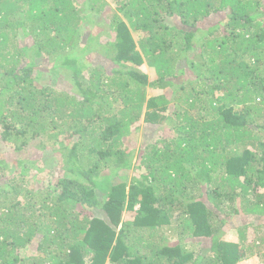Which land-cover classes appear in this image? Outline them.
Returning <instances> with one entry per match:
<instances>
[{"label": "trees", "instance_id": "16d2710c", "mask_svg": "<svg viewBox=\"0 0 264 264\" xmlns=\"http://www.w3.org/2000/svg\"><path fill=\"white\" fill-rule=\"evenodd\" d=\"M43 57L72 73L69 93L40 82ZM141 118L159 138L126 149ZM0 153V264L264 261V0H0ZM214 195L241 210L219 219Z\"/></svg>", "mask_w": 264, "mask_h": 264}, {"label": "rangeland", "instance_id": "374dc122", "mask_svg": "<svg viewBox=\"0 0 264 264\" xmlns=\"http://www.w3.org/2000/svg\"><path fill=\"white\" fill-rule=\"evenodd\" d=\"M108 8H109V11H108V14L106 17H109L111 15H113L115 13V6L108 2ZM111 14V15H110ZM103 17L105 18V15L103 14ZM105 20V19H103ZM99 28H104V25H101ZM81 39L79 42H77L76 46L78 48H82L83 47V32H81ZM22 41H20L21 45H32L33 42H32V39L30 37H26V38H21ZM105 40V39H104ZM103 40V41H104ZM71 51V49H66L65 53H69ZM76 51V49H75ZM100 52H95V53H88L86 54L83 59V56H80V57H77L76 54H72V55H75L77 58H78V63L80 64H83V63H89L91 61V59L96 56V54H100ZM43 60H41L40 62H36V66H37V71L41 73V76H39V79L41 80L40 82L41 83H45L47 84V86H49V88L51 90H56L58 92H64V93H69L71 90H72V85H73V82H72V73H69V71H67V68H65L64 66H61V63L62 61H56V59H47L45 57L42 58ZM26 58L23 60L22 59V65H24L26 63ZM56 65V66H55ZM114 67L113 64H111L110 62L106 61V68L110 69ZM142 71H144L145 73L148 74V77L149 79H152L151 77V74L149 72V69L148 67L146 66V64H142L141 65V68H140ZM85 73V72H84ZM79 81H81L83 83V79H79ZM74 90V89H73ZM161 91L159 90V93ZM166 92V91H165ZM168 93V92H167ZM73 95L75 93H72ZM152 92L151 91H148L147 92V95H146V99H148L150 96H151ZM178 96H174L173 98L177 99ZM78 100H80L78 97H77ZM171 101L173 102H177L180 100H172ZM144 108H143V114H144ZM71 117L69 118H65V121L68 120V124L66 125V127L63 129L66 131V129L68 128L67 126L68 125H71L69 123V120ZM139 129L138 131H134V133L130 134L129 136H125V138L123 139L122 142H124V146L126 147V149H129V150H136L137 148L141 147L142 145L144 146V138H149L151 139V141H155L159 138V134L158 133H155L153 134V136H150L148 137L146 132L143 130V123H142V118L140 119L139 121ZM133 130V127L132 129ZM74 139H77V137L73 138L72 141ZM143 142V143H142ZM145 142H150V141H145ZM145 147V146H144ZM84 149V148H83ZM85 150V149H84ZM29 150L25 151V153H28ZM19 155V159L20 160L21 158H24L23 156V152L18 154ZM52 154H49V157L48 156H45L44 159L46 157H48V163L50 161V158H51ZM8 156H3L1 155L0 153V160H7ZM14 158V157H13ZM12 160V159H11ZM42 165V164H41ZM132 168L129 169L128 171L126 170L125 172V175H126V182L129 183L131 182L132 180H134L135 178L138 179L140 177V175L138 174V169H137V164H136V159L133 158L132 160ZM137 166V167H136ZM19 166H13L11 167V171H9L8 175H12L13 172L16 170V169H19L18 168ZM34 170V169H33ZM57 171V170H56ZM34 172V171H33ZM15 173V172H14ZM141 173H144L143 170H141ZM30 175V176H29ZM53 178L50 176V174H45L44 172L43 173H39V174H36L35 175V172L34 173H28V176H27V180H29L30 183H32V185H35V187H37V189H45L46 186L48 185V183L52 180ZM42 186V187H41ZM212 196V195H211ZM216 195H214L212 197V205L210 207H213V209L216 211L217 215L219 216L218 218L219 219H222L223 216L225 217L226 215L227 216H231V212L232 210L234 209H237V210H241V199H233L232 201H219L218 202V205L217 203H214V202H217L215 198ZM40 199V198H39ZM202 201H207L206 198H203ZM40 202V201H39ZM38 202V203H39ZM54 202V201H53ZM52 201H48V204L50 203V206H52ZM40 206V204H38ZM85 210V214L83 215H86L88 213V210L87 209H84ZM48 211L46 210L45 213H47ZM244 213V211H242ZM44 213V214H45ZM91 215V212L88 216ZM249 214H241V215H237L235 217H231L230 219L233 221L230 220V223L229 225H226L224 227V230L222 228V231L225 233V239L229 240V241H232V242H236L238 240V234L236 232V227L237 226H241L242 223L244 224H248V223H252L254 224V221L255 220L253 217L252 218H248L246 216H248ZM123 220H128V216L127 214H123ZM262 219H259V221H261ZM218 221V220H217ZM220 221V220H219ZM223 224V223H221ZM220 222L217 223V225L221 226ZM222 227V226H221ZM209 240V239H208ZM208 240H201V242L198 244L197 243V246H195L194 250L196 251L197 249L199 248H204V251H203V254L202 255H205L207 256L208 254H210V243ZM36 242L34 245H32L29 249V255H31V257H35V255H37V252H36ZM22 257H24L26 255V250L24 253L20 254ZM29 258L30 262L33 261L32 258ZM32 260V261H31ZM44 264V263H43ZM47 264V263H45ZM240 264H264V261L261 260L260 257H257V256H254V257H250V260H247L245 261L244 263H240Z\"/></svg>", "mask_w": 264, "mask_h": 264}, {"label": "clouds", "instance_id": "9594fccd", "mask_svg": "<svg viewBox=\"0 0 264 264\" xmlns=\"http://www.w3.org/2000/svg\"><path fill=\"white\" fill-rule=\"evenodd\" d=\"M244 263V262H243Z\"/></svg>", "mask_w": 264, "mask_h": 264}]
</instances>
